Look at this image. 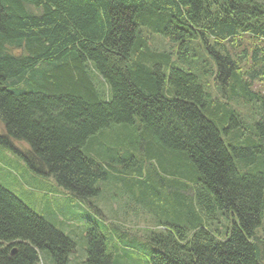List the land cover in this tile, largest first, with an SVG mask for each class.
<instances>
[{
  "label": "trees",
  "instance_id": "1",
  "mask_svg": "<svg viewBox=\"0 0 264 264\" xmlns=\"http://www.w3.org/2000/svg\"><path fill=\"white\" fill-rule=\"evenodd\" d=\"M263 111L264 0H0V146L90 198L133 173L92 143L145 140L160 167L137 201L173 220L146 233L147 264H264ZM74 227L0 182V264H70L81 240L84 264L137 260L108 226Z\"/></svg>",
  "mask_w": 264,
  "mask_h": 264
},
{
  "label": "rangeland",
  "instance_id": "2",
  "mask_svg": "<svg viewBox=\"0 0 264 264\" xmlns=\"http://www.w3.org/2000/svg\"><path fill=\"white\" fill-rule=\"evenodd\" d=\"M157 41L162 42L161 39H157ZM1 132L2 125L0 123ZM105 137L110 136L102 137L99 143H92V151H96L98 154L107 152L113 158H122L128 166V170L133 171L129 174L132 179L124 180L126 185L112 176L99 182L101 192L98 195L81 198L61 186L54 176H44L33 172L20 156L5 146H0V161L2 162L0 182L66 234L71 229L75 230L74 225L76 226L77 223L82 229L81 234L86 236L87 241L89 229L97 227L99 230H103L108 226L112 235L124 237L125 242L130 239L127 243L134 249L136 248L134 253L138 258L131 264H147L144 258L150 255L155 244L148 239L145 241L146 233L156 227L163 228L162 223H173L172 219L166 218L165 214L160 211H157L156 217L149 215L145 206L137 201V199L143 200L144 195V191L140 189L138 183H144L145 186L150 185L155 179L153 166L156 168L160 166L155 158L139 148V145H145L147 148L145 140H138L136 151L132 153L127 149H119L115 139ZM246 138H248V134L242 136L244 144L247 143ZM17 145L22 148L27 147V144L17 143ZM138 167L140 170H134ZM220 223L223 224L222 229L225 226H231L230 220L223 215ZM258 232L264 237V221L258 228ZM84 243L86 244L85 240L79 242L78 248L72 254L74 256L70 258V264H84V250H78L84 246ZM38 264L53 263L42 253Z\"/></svg>",
  "mask_w": 264,
  "mask_h": 264
}]
</instances>
